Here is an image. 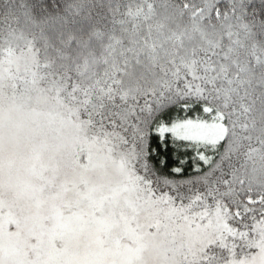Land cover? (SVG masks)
I'll use <instances>...</instances> for the list:
<instances>
[{
  "label": "snow or ice",
  "instance_id": "obj_1",
  "mask_svg": "<svg viewBox=\"0 0 264 264\" xmlns=\"http://www.w3.org/2000/svg\"><path fill=\"white\" fill-rule=\"evenodd\" d=\"M0 264H264V0H0Z\"/></svg>",
  "mask_w": 264,
  "mask_h": 264
}]
</instances>
